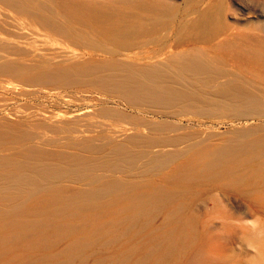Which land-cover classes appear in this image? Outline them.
Segmentation results:
<instances>
[{"label": "rangeland", "instance_id": "obj_1", "mask_svg": "<svg viewBox=\"0 0 264 264\" xmlns=\"http://www.w3.org/2000/svg\"><path fill=\"white\" fill-rule=\"evenodd\" d=\"M74 1L92 6L87 13V21L71 18L69 23L76 31L62 33L43 23L33 13L0 0V58L13 59L24 67L17 72L0 71V151L10 158L19 155L23 140L18 134L29 130L35 132L38 138L51 139V158L61 151L87 153L79 149L73 138H68L66 129L54 132L50 125L54 123L55 127H60L62 120L77 115L81 120L78 128H90L69 135H98L109 129L117 116L109 114L107 119L101 115L105 109H113L127 116L116 119L126 126L124 132L120 131L118 139L132 133L130 122L135 121L143 132L151 131L145 122H168L177 127L174 133L191 138L188 140L194 142L196 148L187 149L159 172L141 177L135 173L131 178V181L138 180L139 186H142L137 191L151 192L156 187L173 191L160 212L137 216V202L131 198L115 201L117 195L114 193L105 198L108 202L99 210L89 205L79 208L68 203L69 198L82 186L75 179L65 180L62 188H45L23 195L22 210H0V264L55 261L66 264H152L151 260L143 262V257L151 255L154 260L159 254L154 248L158 238L162 239L163 247L174 243L173 228L182 224V220H177L175 215L183 212V205L187 202H191V205L187 203V211L200 215L203 225L206 224L208 236L219 235V241L209 238L205 251L193 261L186 260L187 250L179 246L177 258L160 255L161 264H205L214 243L221 245L222 255L213 264H264V245L258 246L257 251L248 246V241L258 236L253 235L251 230V222L257 216L239 218L248 204L264 205V181L253 187L258 182L253 176L217 181L211 176L202 180L183 172L191 160L198 159L200 155L215 154L232 140L239 128L258 124L263 126V114L237 117V112L213 93L183 104L175 111L160 112L145 104L130 102L119 91L102 84L104 82L100 78L75 76L48 80L38 77L46 70L59 67V64L77 67L90 62L123 58L147 65L173 54L201 51L222 70L211 85L216 87L240 77L255 83L256 86L253 85L257 89L262 88L258 90L264 95V0H167L168 7L176 10L169 26L157 25L150 18L138 16L140 10L136 7L126 9L124 12L131 25L125 39H131L128 46L119 44L125 40L117 41L111 25L99 18L101 12L114 9L120 0ZM63 2L53 0L52 3L59 10V17L66 20ZM204 10L215 14L212 27L203 24ZM144 15L147 13L144 12ZM86 37L101 41L102 47L90 46ZM7 203V199L0 195V207ZM214 204L216 207H213ZM231 211L239 215L235 216L234 223L244 226L243 232L239 229L236 240L227 236L219 218L221 213L229 215ZM43 217L58 222L40 232L32 223ZM260 223L258 220L256 226ZM18 233H22V236L17 237ZM244 234L247 238H241L245 237Z\"/></svg>", "mask_w": 264, "mask_h": 264}, {"label": "bare ground", "instance_id": "obj_2", "mask_svg": "<svg viewBox=\"0 0 264 264\" xmlns=\"http://www.w3.org/2000/svg\"><path fill=\"white\" fill-rule=\"evenodd\" d=\"M3 1L22 11L33 13L43 23L62 33L75 32L76 28L69 23V19L87 21V13L92 7L84 2L63 0L67 19L62 20L59 17V10L52 3L53 0ZM166 3H168L167 0H120L118 6L105 11L106 13L101 12L102 14H99V18L111 25L117 41H123L128 36V31L131 30L128 16L124 12L126 9L130 10L136 7L140 10V13L139 11L137 12L138 16L150 18L157 25L169 26L175 17L176 10L173 7H168ZM144 12L147 15H144ZM202 12L203 24L206 27H212L215 23V14L208 10ZM145 29L150 31L146 27ZM160 33L158 32L157 34ZM86 39L90 46L102 47L101 41L87 37ZM130 40L118 43L128 46L131 42ZM0 60V71L17 72L24 68L19 66L13 59L0 58ZM54 68L40 72L41 74L39 73L38 77L48 80H61L75 76H85L86 78L89 76V79L91 77L100 78L99 80L104 82H101L102 84H106L112 90H116V92L119 91L130 102L145 104L151 109L160 112L175 111L183 104L187 105L192 100L213 93L219 96L222 103L237 112V117H247L256 113V115H264V95L260 92L262 88L261 90L258 88L259 91L253 85L255 83L252 84V81H247L245 78L240 77L232 78L230 81L220 83L219 86L214 87L211 83H215L222 70L201 51L173 54L160 62L147 65L118 58L100 63L90 62L77 67L59 64V67ZM25 72L23 71V73ZM36 73L34 76H36ZM109 114L117 115L114 117L116 119L119 117L127 118L124 113L113 109H105L101 112V115L106 116V118ZM74 116L71 119L62 120L64 126L60 124V127H55V124L51 123V130L55 132L60 129H66L68 138H73L72 140H75V144L79 149L87 151V153H65L61 151L56 153L54 158H51L53 154L51 139L38 138L37 134H34L35 132L33 133L29 130L18 134V137L23 140L21 141L19 155L10 158L0 151V195L8 201L6 206L0 207V210L18 212L23 209L21 198L23 195L33 194L45 188H59L65 180L75 179L80 181L82 186L69 198L68 203L77 205L79 208L89 205L99 210L108 202L105 198L109 194L114 193L117 195L114 198L115 201L131 198L135 203L137 202V216L147 212H160L165 206L168 197L173 194V191L162 190L159 187H156L151 192L137 191L142 186H139L138 180L131 181V178L134 177L135 173L141 177L161 171L169 162L180 156L187 149L195 147L194 142L188 140L191 138L174 133L176 131L174 129L177 127L168 122H145V125L151 131L143 132L134 121V123L127 122L133 129L132 133L118 139L121 135L119 134L121 133L120 131L126 129L124 128L126 126L116 119L109 125V129L101 134L89 135V133V136L85 134V136L78 135L79 137H74L69 134L81 130L88 131L90 128L87 126L84 129H79L77 124L81 120L77 115ZM123 119L121 121L124 122ZM183 172L198 179L203 178L202 180L211 176L217 181L229 177L240 180L253 176L258 179V182L253 187L260 185L264 181V125L258 124L239 128L232 140L219 148L215 154L209 156L200 155L198 159L191 160L183 169ZM187 203L191 205V202ZM187 203H181V205L184 204L183 212L177 216L175 215L177 220H182V224L173 228L174 243L169 247H163L161 245L162 239L158 238L159 240L154 248L159 254L154 260L151 255L145 256L143 257V262L151 260L152 264H161V256H164V254L171 258H177L179 246H183L187 250L186 260L193 261L200 258L202 252L205 251L206 244L210 242L209 238H213L212 240H215V242L219 241V235L208 236L206 224L203 225L200 215L190 214L187 211L189 208ZM213 207H216V204ZM236 214L235 211H231L229 215L225 213L219 215L225 233L229 238H234L235 240L239 229H242V232L244 231V226H238L234 223L235 216H239ZM241 214L243 216L239 218L257 216L261 223L251 229L254 232L253 235L260 236L259 234L264 233V205L253 206L248 204L242 209ZM57 222L52 218L43 217L34 221L32 225L38 231L43 232L47 227L55 225ZM21 236L22 233H18L17 237ZM241 238L247 237L245 235V237L242 236ZM220 246L216 243H214L213 247L211 246V255L205 264H213L222 255ZM72 251L74 250L72 249ZM40 264L66 263L55 261Z\"/></svg>", "mask_w": 264, "mask_h": 264}, {"label": "clouds", "instance_id": "obj_3", "mask_svg": "<svg viewBox=\"0 0 264 264\" xmlns=\"http://www.w3.org/2000/svg\"><path fill=\"white\" fill-rule=\"evenodd\" d=\"M253 227L258 224V220H254L251 222ZM264 245V233H261L260 236H254L251 240L248 241V246L253 250L257 251V247Z\"/></svg>", "mask_w": 264, "mask_h": 264}]
</instances>
